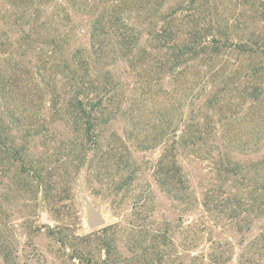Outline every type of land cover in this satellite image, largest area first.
<instances>
[{
	"label": "rangeland",
	"instance_id": "1",
	"mask_svg": "<svg viewBox=\"0 0 264 264\" xmlns=\"http://www.w3.org/2000/svg\"><path fill=\"white\" fill-rule=\"evenodd\" d=\"M187 1L190 5L186 10H176L171 15L174 19L168 21L165 18L170 8H175V0H0V132L5 131V136L16 144L22 142L27 159L48 160L47 170L41 174L42 182H35L33 191L26 192L22 181V194L14 200L4 198L13 183L4 172V158L0 156V264H104L108 256L97 247L102 238H113L109 260L119 259L122 264H146L147 260L151 263L156 260L149 253L151 237L157 230L171 233L174 242L172 247H161V262L157 264H186L187 251L202 258L225 252L224 264H237L241 235L226 220H209L201 204L206 190L218 185L211 184L213 168L226 151L229 161L241 166L259 162V181L264 178V94L254 104L237 99L250 71L263 67L264 54L246 56L228 49L223 50L213 67L194 59L170 72L166 67L159 68L164 61L162 56L149 61L132 51L130 59L113 65L125 82L126 114L119 117L115 130L126 151L117 147L121 142L116 144L107 134L97 155L88 153L85 163L75 168L70 159L76 157L65 160L66 152L59 147L67 131L62 127L54 129L53 124L60 123L61 117L53 114L51 97L37 82L30 46H22L17 68L4 57L8 52H18L21 33L23 42L25 33L33 29L32 38L40 45L70 27L67 22L80 23L79 41L89 44L87 23L93 22L91 13L101 10L117 16L119 22L139 27L143 32L140 48L148 52L154 45L146 35L150 30L160 29V22H187L182 18L189 16L190 10L192 14L193 9L197 10V17L189 22H203L204 26V22H219L233 34L230 39L234 41H264V0ZM64 44L67 49L68 44ZM113 45L112 42L107 48ZM131 64L135 70L130 68ZM234 67L238 69L237 76L220 101L215 113V122L220 124L205 136L206 147L197 153L180 151L178 156L170 148L171 131L181 129L192 108L197 114L204 92L214 89L217 78ZM209 76L215 77L214 83L208 80ZM256 80L249 82H257L264 91V71ZM59 89L60 86L55 88L53 97L58 107L64 101ZM200 118L199 115L197 122ZM22 119L34 128L50 130L26 135L22 133ZM53 131L55 135L51 134ZM198 131L195 127L196 137ZM166 146L169 157L175 155L182 171L172 180L159 183L154 177L153 162ZM116 156H124V161H117ZM132 168L138 170L134 181L127 182L128 186L119 193L114 191L124 184L123 178ZM240 183L223 185L214 199L225 201L229 196L225 193L237 191L245 202L254 198L259 203L261 184L251 192L252 184ZM88 204L103 219V224L94 229L86 218ZM259 235H264V218L256 219L244 238Z\"/></svg>",
	"mask_w": 264,
	"mask_h": 264
},
{
	"label": "trees",
	"instance_id": "2",
	"mask_svg": "<svg viewBox=\"0 0 264 264\" xmlns=\"http://www.w3.org/2000/svg\"><path fill=\"white\" fill-rule=\"evenodd\" d=\"M188 5L190 4L187 0H175V8L173 6L170 8L169 16L165 19H169L168 21L174 19L171 15L176 14L178 10H186ZM192 11H194L192 14L190 10L189 16L182 18L187 22H178L177 24H175L176 22H160V29L150 30L146 34L150 38L149 41L152 40L154 43L150 52L140 48L143 32L138 30L139 27L133 26L130 24L131 22H119L117 16L107 15L104 10H101L99 13H91V18H94L93 22L89 18L91 22L87 23L89 25V30H87L89 44L79 41L80 32L77 28L80 27V23L67 22L68 25H71L70 27L58 32L50 38V41L42 42L40 45L32 38L35 34L33 29L29 33H25L23 42L21 33L18 52L4 54V57L10 59L14 67L17 68L16 65L22 58V46L27 44L30 46V57L35 59L34 68L36 69L37 82L44 86L47 95L51 97L50 109L53 114L61 117L59 118L61 119L60 123L53 124L54 129L62 127L67 131L59 147L66 152L65 160H68L69 156L76 157L70 159L73 162V168L84 164L88 153L97 155L96 152L100 149L107 134H111L116 144L121 142L117 147L124 146L121 137H116L115 125L119 117H124L126 114L123 111V107L126 105L125 82L116 74L113 65L117 64L119 60L130 59L132 51L141 53V56L150 59L149 61L162 56L164 61L162 67L160 65L159 68L166 67L170 72L194 59H199L202 63L213 67V62L222 55L223 50L228 49L246 56L264 54V41L260 42L253 38H249L251 40L247 42L231 40L230 37H233V34L229 33L228 28L223 27L219 22H204L205 26L202 24L203 22H189V19L195 21L197 17V13H195L197 10L193 9ZM262 23L264 24V22ZM180 27H186L185 31ZM65 42L68 44L67 49ZM112 42L113 47L107 48ZM262 65L263 67L250 71L249 75L252 78L244 80L243 86L237 92L238 101L254 104L261 100L264 94L262 86L257 82L250 83L249 79L257 81L256 79L264 71V64ZM130 68L136 69L133 65ZM237 70V67H234V70L222 73L220 78H217L215 88L204 92V100L202 105L197 108V114L194 115L195 109L192 108L188 118L184 119L181 129L171 131L170 148L178 156L183 152L197 153V150L206 147L205 136L209 135L211 129H215L217 124H220V122H215L218 120L215 113L221 105L222 97L230 89V81L237 76ZM208 80L214 83L215 77L209 76ZM57 86L61 88L58 94L64 95V101L59 107L53 98L56 96L55 88ZM199 115L201 116L200 122H197ZM26 123L22 119L24 128L22 133L26 135L30 133L38 135L42 131L47 133L50 130L48 127L34 128L33 124L27 121ZM59 124L60 126H58ZM195 127L199 130L197 137L196 134L194 135ZM51 134L55 135V132L53 131ZM199 136L201 138H198ZM215 149L222 151L219 147H215ZM26 151V146L22 145V142L16 144L5 136V131L0 132V156L4 158V172L11 177L13 183L7 194L4 195L5 199L10 197V199L17 200L18 195L22 194V181L25 183L26 192L33 191L34 185L32 184H36L35 182H39L38 184L42 182L41 174L47 170L48 160L27 159ZM128 156L131 158L130 155ZM174 157L175 155L172 158L169 157L166 146L159 158L153 162L154 177L159 179V183L172 180L177 176L178 171H182L180 163ZM124 158V156L118 157L117 161L123 162ZM229 159L228 151H226L224 157L220 158L218 164L214 166V178L212 179L214 183L211 184L218 185L206 190L201 205L209 220L212 219L211 221L214 222L226 220L229 227L241 235V249L236 256L237 264H264V235L244 238L251 231L256 219L264 218V178L261 177V181H259L260 176L257 172V166L260 163L248 162L249 165L241 166ZM137 171L133 168L130 169L128 175L123 178L124 184H119L113 190L117 193L124 190L128 186L127 182L134 181ZM237 182L252 184L251 192L256 190L255 185L261 184L259 203L254 198L245 202L238 196L237 191L232 194L225 193L224 195H229L225 201L214 199L223 185L236 184ZM37 190L38 186H35V191ZM151 238L152 246L149 253L151 257H156V260H151V263L147 260L146 264H157L161 262V258L158 256L161 247L168 245L172 247L174 242L171 233L166 231H153ZM112 240L113 238L99 239L98 250H104L108 256V261H104V264H122L119 259L109 260ZM224 255L225 252H220L219 254H210L208 258L206 256L202 258V256L191 255L187 251L184 258L186 264H224ZM171 263L168 261L167 264Z\"/></svg>",
	"mask_w": 264,
	"mask_h": 264
},
{
	"label": "water",
	"instance_id": "3",
	"mask_svg": "<svg viewBox=\"0 0 264 264\" xmlns=\"http://www.w3.org/2000/svg\"><path fill=\"white\" fill-rule=\"evenodd\" d=\"M86 218L90 228L94 229L103 224V219L98 210H95L92 205L88 204Z\"/></svg>",
	"mask_w": 264,
	"mask_h": 264
}]
</instances>
